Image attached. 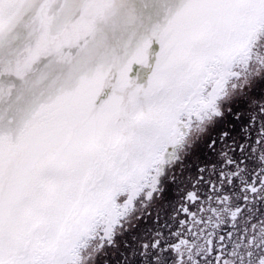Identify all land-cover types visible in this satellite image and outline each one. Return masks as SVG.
<instances>
[{"label": "snow or ice", "instance_id": "snow-or-ice-1", "mask_svg": "<svg viewBox=\"0 0 264 264\" xmlns=\"http://www.w3.org/2000/svg\"><path fill=\"white\" fill-rule=\"evenodd\" d=\"M0 264H264V0H0Z\"/></svg>", "mask_w": 264, "mask_h": 264}, {"label": "flooded vegetation", "instance_id": "flooded-vegetation-1", "mask_svg": "<svg viewBox=\"0 0 264 264\" xmlns=\"http://www.w3.org/2000/svg\"><path fill=\"white\" fill-rule=\"evenodd\" d=\"M213 130H214L213 126H209L207 128L206 132L203 134L201 142H203V139H206L207 136L212 135L213 134Z\"/></svg>", "mask_w": 264, "mask_h": 264}]
</instances>
